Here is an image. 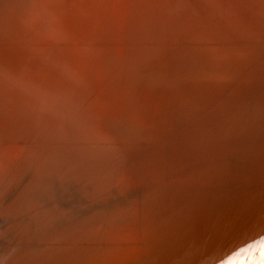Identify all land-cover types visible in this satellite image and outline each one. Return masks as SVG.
I'll list each match as a JSON object with an SVG mask.
<instances>
[{"label":"bare ground","instance_id":"bare-ground-1","mask_svg":"<svg viewBox=\"0 0 264 264\" xmlns=\"http://www.w3.org/2000/svg\"><path fill=\"white\" fill-rule=\"evenodd\" d=\"M262 242L264 0H0V264Z\"/></svg>","mask_w":264,"mask_h":264},{"label":"clouds","instance_id":"clouds-1","mask_svg":"<svg viewBox=\"0 0 264 264\" xmlns=\"http://www.w3.org/2000/svg\"><path fill=\"white\" fill-rule=\"evenodd\" d=\"M258 252L260 254V257L264 256V242H262L258 246ZM229 264H261V262H258L255 256H253L251 258H245L243 260L237 257L233 259L232 261H230Z\"/></svg>","mask_w":264,"mask_h":264},{"label":"snow or ice","instance_id":"snow-or-ice-1","mask_svg":"<svg viewBox=\"0 0 264 264\" xmlns=\"http://www.w3.org/2000/svg\"><path fill=\"white\" fill-rule=\"evenodd\" d=\"M261 264H264V256L261 257Z\"/></svg>","mask_w":264,"mask_h":264}]
</instances>
